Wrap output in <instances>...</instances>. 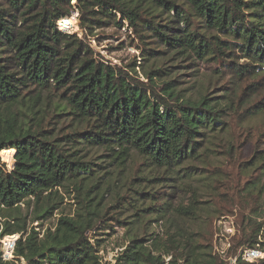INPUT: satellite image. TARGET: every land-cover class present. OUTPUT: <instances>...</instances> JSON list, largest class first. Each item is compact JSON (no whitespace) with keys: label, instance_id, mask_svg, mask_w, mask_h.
Masks as SVG:
<instances>
[{"label":"trees","instance_id":"trees-1","mask_svg":"<svg viewBox=\"0 0 264 264\" xmlns=\"http://www.w3.org/2000/svg\"><path fill=\"white\" fill-rule=\"evenodd\" d=\"M9 1L0 7V154L14 168L0 167V240L20 239L12 261L4 260L0 243V264H103L102 237L114 221L128 238L115 264H213L202 234L183 226L192 207L168 209L161 235L150 232L145 215L168 213L166 203L134 191L152 207L138 209L132 199L135 219L119 221L109 216L107 196L122 199V173L133 156L189 178L190 166L226 127L221 100L188 97L177 76L162 82L160 101L131 82L137 63L126 72L96 60L83 39L57 28L71 15L72 0ZM76 1L81 26L90 31L127 24L146 47V61L192 54L239 77L264 70V0ZM170 74V68L153 70L152 89L156 77ZM253 160L264 175V150ZM256 217L264 218V206ZM237 264H264V258L241 257Z\"/></svg>","mask_w":264,"mask_h":264},{"label":"rangeland","instance_id":"rangeland-1","mask_svg":"<svg viewBox=\"0 0 264 264\" xmlns=\"http://www.w3.org/2000/svg\"><path fill=\"white\" fill-rule=\"evenodd\" d=\"M76 2L72 0L74 9L65 20L75 21L77 28L65 34L83 39L93 50L96 60L116 69L137 63L136 73H129L131 82L160 101L163 99L162 82L180 76L181 89L188 91V97L197 99L204 93L221 100L220 108L224 111L223 121L226 123L224 131L212 138L203 157L190 166L192 179L190 176L180 180L177 175L153 169L133 156L127 163L126 172L122 173L125 180L120 185L125 187L127 182L122 199L107 196L111 206L109 216L119 221L134 220L138 209L152 207L151 201L145 199L142 203L143 198L134 191L148 193L149 198L155 196L161 203H166L165 208L171 212L193 208L194 213L187 216L185 224H182L186 229L202 234L201 243L212 254L213 264H237L241 257L248 262L263 259L264 218H257L256 211L264 206V190L262 193L259 191L264 186V175L263 171L252 166L258 151L264 150V107L253 113L252 109L257 104H264V70L245 78L239 77L223 72L220 64L201 61L192 54L177 58L169 54L155 59L157 61L153 65L155 60L144 59L146 47L134 32H128L127 24L124 29H118L114 22H109L110 25L106 26L94 25L92 31L81 26V11ZM8 5L9 0H0V7ZM238 63L246 62L239 58ZM154 67L170 68L172 72L167 77L155 78L156 90L152 89L149 79L151 72L158 70ZM0 167L12 170L14 163H6L0 154ZM254 186L255 190L252 189ZM132 199H136L138 209L129 206V203H135ZM70 203L66 200V204ZM169 210L164 215L146 213L145 220L151 221L148 223L150 232L164 234V221L172 216ZM176 216L174 214L173 218ZM107 224L112 227L105 231L109 236L102 237L106 242L100 253L101 261L103 264H115L122 248L128 245L127 229L115 221ZM19 239L20 235H13L0 240L5 261L14 259V250H9V244H14L15 248ZM251 241H257L256 250L248 249Z\"/></svg>","mask_w":264,"mask_h":264},{"label":"built area","instance_id":"built-area-1","mask_svg":"<svg viewBox=\"0 0 264 264\" xmlns=\"http://www.w3.org/2000/svg\"><path fill=\"white\" fill-rule=\"evenodd\" d=\"M57 28L58 30L62 31L63 33H66L67 31H70L72 28L70 27V25L68 24V21H66L65 19H61L60 21L57 22ZM10 251L14 250V244H9Z\"/></svg>","mask_w":264,"mask_h":264}]
</instances>
